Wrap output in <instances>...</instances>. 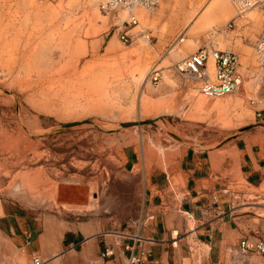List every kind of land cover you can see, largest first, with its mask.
I'll list each match as a JSON object with an SVG mask.
<instances>
[{
  "label": "rangeland",
  "instance_id": "obj_1",
  "mask_svg": "<svg viewBox=\"0 0 264 264\" xmlns=\"http://www.w3.org/2000/svg\"><path fill=\"white\" fill-rule=\"evenodd\" d=\"M225 1L229 17L216 29L192 33L212 0H161L154 10L139 8L150 19L141 22L137 10L136 40L125 44L120 33L127 13L103 14L102 0H0V196L32 204L54 196L58 183L90 187L83 211L133 219L145 209L144 192L140 178L122 171L125 146L145 145L167 167L184 149H210L259 126L264 76L256 80L264 69L255 46L264 0L240 20ZM226 37L239 43L224 47ZM180 39L195 50L174 60L169 50ZM210 49H237L244 78L238 92L208 100L175 73L182 59ZM154 67L163 71L159 87L148 80ZM0 264L26 263L0 251Z\"/></svg>",
  "mask_w": 264,
  "mask_h": 264
},
{
  "label": "crops",
  "instance_id": "obj_2",
  "mask_svg": "<svg viewBox=\"0 0 264 264\" xmlns=\"http://www.w3.org/2000/svg\"><path fill=\"white\" fill-rule=\"evenodd\" d=\"M226 7L214 23L216 8L207 5L188 32L216 29L229 17ZM137 14L141 22L150 19L144 11ZM233 43L239 40L226 37L224 47ZM186 50H195L190 40L173 53ZM4 114L0 104V137ZM259 124L219 146L184 149L167 167L145 145L125 146L122 171L140 178L144 192L145 209L133 219L83 211L90 187L58 183L54 196L32 204L0 196V251L26 264L35 257L45 264H135L133 257L147 264H264V255L242 248L245 241H264V119Z\"/></svg>",
  "mask_w": 264,
  "mask_h": 264
},
{
  "label": "built area",
  "instance_id": "obj_3",
  "mask_svg": "<svg viewBox=\"0 0 264 264\" xmlns=\"http://www.w3.org/2000/svg\"><path fill=\"white\" fill-rule=\"evenodd\" d=\"M240 7L241 3L248 5L251 0H232ZM160 0H105L100 4V10L105 15L118 13L120 10H130L137 7L154 9L158 7ZM133 14V13H132ZM139 22L134 15L123 22L120 39L125 44H132L136 37L132 30ZM231 23L228 27H231ZM129 27V29H128ZM257 62L264 67V27L258 37L255 46ZM241 62L237 53L226 50H198L185 57L174 66L175 73L185 82L195 86L198 92L208 100H215L240 90L244 78L241 73ZM150 83L159 87L163 81V71L157 67L151 70ZM257 117L264 119V109L257 111ZM245 253L253 252L264 255V241L257 240L255 243L245 241L242 244ZM132 263L147 264L141 257H133ZM32 264H45L42 259L35 257Z\"/></svg>",
  "mask_w": 264,
  "mask_h": 264
},
{
  "label": "bare ground",
  "instance_id": "obj_4",
  "mask_svg": "<svg viewBox=\"0 0 264 264\" xmlns=\"http://www.w3.org/2000/svg\"><path fill=\"white\" fill-rule=\"evenodd\" d=\"M98 1V4L97 5H99V3H100V1L101 0H97ZM105 0H102V2H104ZM232 3H233V5H234V7H235V9H236V18H244L245 17V13H248L247 11H251L252 9H254V8H256L257 6H258V4H259V2L257 1V0H251V3L250 4H248V5H245V4H243V3H241V5H240V7H239V5L237 6L236 5V3L235 2H233L232 0H230ZM101 2V3H102ZM100 3V4H101ZM160 3H161V0H160ZM213 3H214V6H215V8H216V13L215 14H213V15H211L210 16V21L211 22H217V20L221 17V15L223 14V13H225V11L227 10V7H226V2H225V0H212V2L209 4V7H212V5H213ZM160 5V4H159ZM139 8H142V7H137V8H135V9H133V14L130 12V10H120V11H125L126 13H127V15H128V20L130 19V16L131 15H134L136 18H137V20H138V17H137V15H136V11L139 9ZM157 8V7H156ZM156 8H154V9H156ZM142 9H145V10H154V9H147V8H142ZM102 12V11H101ZM95 17H96V14H95ZM138 22H139V20H138ZM150 40V37L149 36H147V35H145L143 38H142V41H143V43L144 44H148V41ZM185 42H186V39H180L179 40V42H177L175 45H173L172 47H171V49L169 50V53L171 54V53H173L174 51H179L180 50V48L182 47L181 45H183V44H185ZM174 54V53H173ZM174 58H177V59H180L181 57H183V56H181V54L180 55H178V54H174V56H173ZM183 60V59H182ZM261 67V66H260ZM263 69H264V67H262ZM150 74H151V72H150ZM150 74H149V77H150ZM149 77H148V80H149Z\"/></svg>",
  "mask_w": 264,
  "mask_h": 264
}]
</instances>
